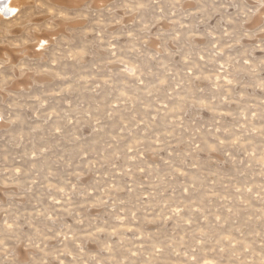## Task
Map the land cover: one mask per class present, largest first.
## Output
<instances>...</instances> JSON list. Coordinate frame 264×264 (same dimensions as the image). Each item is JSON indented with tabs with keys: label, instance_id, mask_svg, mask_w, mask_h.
Instances as JSON below:
<instances>
[{
	"label": "rangeland",
	"instance_id": "obj_1",
	"mask_svg": "<svg viewBox=\"0 0 264 264\" xmlns=\"http://www.w3.org/2000/svg\"><path fill=\"white\" fill-rule=\"evenodd\" d=\"M0 264H264V0L3 15Z\"/></svg>",
	"mask_w": 264,
	"mask_h": 264
},
{
	"label": "bare ground",
	"instance_id": "obj_2",
	"mask_svg": "<svg viewBox=\"0 0 264 264\" xmlns=\"http://www.w3.org/2000/svg\"><path fill=\"white\" fill-rule=\"evenodd\" d=\"M4 0V3L0 0V18L3 17V15H13L16 11H18L19 6L24 3V0ZM10 2V3H9ZM7 3V4H6ZM6 4V6H5ZM43 37V36H42ZM44 39V38H43ZM39 40V39H38ZM40 41H38L39 43ZM37 43V44H38ZM36 45V44H35ZM38 46V45H37ZM41 46V45H40Z\"/></svg>",
	"mask_w": 264,
	"mask_h": 264
},
{
	"label": "water",
	"instance_id": "obj_3",
	"mask_svg": "<svg viewBox=\"0 0 264 264\" xmlns=\"http://www.w3.org/2000/svg\"><path fill=\"white\" fill-rule=\"evenodd\" d=\"M2 3H4V1H2Z\"/></svg>",
	"mask_w": 264,
	"mask_h": 264
}]
</instances>
